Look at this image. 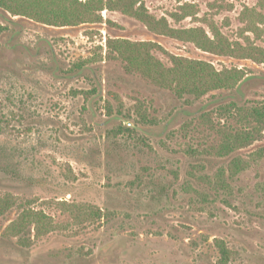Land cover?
Instances as JSON below:
<instances>
[{"label": "rangeland", "instance_id": "obj_1", "mask_svg": "<svg viewBox=\"0 0 264 264\" xmlns=\"http://www.w3.org/2000/svg\"><path fill=\"white\" fill-rule=\"evenodd\" d=\"M144 3L174 28L211 36L213 23L231 42L264 46L242 19L246 8L264 16L257 0ZM186 4L198 14L177 21ZM102 16L54 27L0 9V199L15 203L0 215V264H220L217 241L231 252L227 264H264V140L218 155L221 130L244 124L227 109L264 107V66L156 35L120 12ZM109 39L156 43L167 67L169 53L248 78L181 99L108 60ZM126 122L135 133L118 132ZM238 157L247 166L231 175ZM24 210L44 213L56 230L13 234Z\"/></svg>", "mask_w": 264, "mask_h": 264}, {"label": "trees", "instance_id": "obj_2", "mask_svg": "<svg viewBox=\"0 0 264 264\" xmlns=\"http://www.w3.org/2000/svg\"><path fill=\"white\" fill-rule=\"evenodd\" d=\"M264 7V0H257ZM0 9L14 17H25L38 23L54 27H72L83 24L103 22L102 12H120L142 22L152 33L169 37L183 43H192L199 50L221 57L250 60L264 66V46H258L246 38L245 44L231 42L218 27L208 25L211 36L202 27L177 29L170 25L166 18L157 19L147 10L144 0H0ZM182 14L174 15L177 21L198 14L195 6L186 4L181 7ZM246 32L252 33L256 40L264 35V16L255 9L246 8L243 12ZM263 28H262V27ZM6 30L0 24V34ZM108 60H120L128 73H136L156 87L174 92L177 97L186 96L200 99L211 92L234 90L247 80V74L241 69L217 70L212 64L174 56L167 53L171 66L167 67L155 55V51L164 52L163 48L153 42H131L129 40L107 41ZM166 53V52H165ZM236 113L242 127L221 130L222 143L218 150L220 157L251 147L264 140V107L230 106L227 113ZM140 118L146 114L138 111ZM234 117V115H233ZM130 119V118H129ZM131 125V126H130ZM137 124L126 122L119 133H135ZM248 125V126H247ZM247 164L240 157L229 164L231 175H237ZM225 171L217 174L221 187L228 189ZM15 203L10 197L0 199V215H4ZM91 215V213H90ZM89 216V215H88ZM34 227L35 236L42 238L56 230L51 218L42 212L24 210L17 221L11 224L13 234L20 235L29 226ZM222 258L220 264H227L231 257L230 250L223 242L217 241Z\"/></svg>", "mask_w": 264, "mask_h": 264}]
</instances>
